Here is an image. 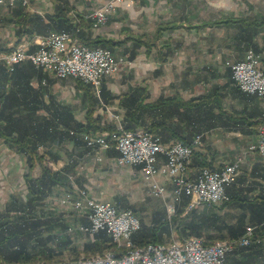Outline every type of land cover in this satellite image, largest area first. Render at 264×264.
Wrapping results in <instances>:
<instances>
[{
	"label": "crops",
	"instance_id": "crops-1",
	"mask_svg": "<svg viewBox=\"0 0 264 264\" xmlns=\"http://www.w3.org/2000/svg\"><path fill=\"white\" fill-rule=\"evenodd\" d=\"M103 1L28 0V5H22L21 1L10 4L4 0L3 4H0V45L13 49L27 44L28 50L32 51L36 49L39 37L45 34L33 32L32 34L20 35L17 16L13 14L14 9L37 13L41 17L54 15L63 10L69 11L71 15H79L86 21L84 23L86 26L84 38L87 36L91 39L98 37L118 41L112 48L113 55L115 57L124 56L129 61V63H121L116 73L105 77L103 80L110 95L118 96L135 87H144L145 91L141 90L140 93L147 95L146 100L149 101L155 100L161 94H179L184 99H188L203 96L211 92L214 87H219L220 90H217V93L225 94L222 98V109L226 112V116L239 111L244 105L249 107L244 98L235 97L232 94L225 62L243 58L244 52L252 48L248 43L236 37L237 30L233 25L219 24L203 27L200 24L204 20L232 15L264 17V0H242V10L238 9V12H236L237 9L225 13L222 11L218 13L216 10L218 14L204 18L200 13V7H197L196 12L193 11L195 13H192L190 9H183L186 8L184 4L179 7V0H138L136 2L124 0L115 4L113 10L109 12L105 24L93 28L92 23H89L91 21L88 22L86 19V15L99 7ZM214 1L222 4L226 0ZM199 3L196 2L193 8ZM166 23L172 24V26L163 31L162 37L156 41L155 47H152L150 51H145L144 47L136 48L134 57L130 58L131 60L128 59L126 49L132 47V41L126 38L128 35L141 34L148 37L154 32L158 24ZM51 32L56 31H48L46 34ZM167 42H169L168 47L165 46ZM252 42L256 44L258 51L264 52V27L259 29ZM167 49L171 52L165 57L164 52ZM4 52L8 51L0 52V54ZM22 62L25 61L19 63ZM0 63L5 66L2 60ZM172 69H174L173 72H171ZM42 72L49 77V82L43 76L40 79L32 78L31 84L35 87L48 85L47 90L56 99L68 104L77 120L83 121L88 103L85 98L83 99L82 91L73 86L71 98H68L67 95L61 97V93L65 89L61 84L68 76L56 77L43 69ZM254 106L258 110L264 111V103L259 100ZM109 110L123 113V109L118 105L117 97L109 99L104 104L101 102L97 104L95 113L101 116L102 121L105 122L106 119L107 122H113L110 119ZM214 112L217 113L218 110L214 109ZM202 133V142L196 147L197 153L201 155L196 156V158L205 157L209 167L215 169L235 159L237 154L245 151L248 144L256 138L254 130L247 128L232 129L228 127V123L223 121ZM52 149L58 153L61 151L60 155H69L72 158L71 161L77 163L76 165L79 163L82 176H80L79 182H83L82 184L88 188V190L82 188L86 196L101 201H109L118 209L122 201H127L135 207L134 203L129 201L130 198L124 188L132 187L131 184L136 181L137 177L141 178L140 169L134 165H116L112 160L117 154L113 147L106 150L104 154H99L95 150L91 149V152L84 149L82 144L73 145L68 141L58 148L57 145L56 147L53 146ZM0 155L20 154L0 142ZM95 155L99 156L95 158ZM91 160L99 162L100 165L95 168L88 167L86 164H89ZM197 162L195 159L191 161L190 172L192 175L200 168ZM101 168H110V170L108 172L101 170ZM95 171H101L100 175L97 176ZM63 173L65 174V181L67 174ZM144 183L150 193L148 184ZM74 188L78 193L79 187L74 185ZM55 190L53 193L56 192ZM228 191L233 202L218 213L226 212L230 216V222L242 213L244 226H255V231L262 238V242L260 245L249 248H235L226 254L224 264H264V157L247 152L243 157L237 179L228 188ZM47 198L42 201L38 208L43 209L42 211L46 216L50 213L48 215L59 217L65 225H68L65 230L53 229L51 231L56 235L66 236L65 238L68 240L64 246L55 249L58 255L55 253L50 260L40 261L38 264H75V257L79 254L84 255L85 243L90 242L94 237V233L81 232L77 228L78 225L88 224L89 220L84 212L72 207L71 201L73 200L67 204H60L58 199L56 202L51 201V199L46 202ZM72 198L74 199V197ZM161 199L165 200L166 203L170 201V198L167 199L166 197ZM196 209L207 211L208 207L203 204ZM209 232L214 234V231ZM55 243V241L52 242V247L56 246Z\"/></svg>",
	"mask_w": 264,
	"mask_h": 264
},
{
	"label": "trees",
	"instance_id": "trees-1",
	"mask_svg": "<svg viewBox=\"0 0 264 264\" xmlns=\"http://www.w3.org/2000/svg\"><path fill=\"white\" fill-rule=\"evenodd\" d=\"M13 14L17 16L20 35L33 32L46 35L52 30H70L75 20L69 11L64 10L44 17L37 13L24 12L22 9H14ZM77 16L82 26L78 33L80 41L86 45L105 47L112 51L118 41L98 37L91 39L87 36L84 38L86 21L81 16ZM219 24L233 25L237 30L236 37L248 43L255 52L261 53L264 57V52L258 51L256 44L252 42L259 29L264 27V17L232 15L204 20L200 25L204 27ZM171 26L172 24L169 23L158 24L148 37L141 34L128 35L126 38L132 41L131 49H126L128 59L131 60L130 58L134 57L136 48L144 47L145 51H150L157 45L156 41L162 37L163 31ZM168 45L169 42L165 43V46L168 47ZM9 50L11 48L0 45V52ZM170 52L167 49L164 52L165 57ZM226 71L232 94L235 97L244 98V101L249 104L248 108L244 105L239 111L228 116L222 109V98L225 94L217 93V90H220L219 87H214L211 92L199 97L184 99L179 94H161L155 100L149 101L146 100L147 95L140 93L141 90L145 91L144 87H135L115 96L109 94L102 82L100 97H97L90 85L71 77L75 88L82 91V97L88 103L84 120L80 121L74 117L72 108L68 104L56 99L47 90L48 85L35 87L31 84L32 78L40 79L43 76L49 82V77L42 72V68L36 67L29 61L15 64L12 69L0 63V142L22 155L27 166L22 176L26 189L25 196L12 194L4 207L0 209V264L45 262L53 258L55 253L58 255L55 249L64 246L67 242L66 236H59L51 231L65 230L68 225H65L59 217L48 215L50 213L46 216L43 209H39L38 206L53 193L57 186L65 185L63 171H67V167L75 162L55 169L47 162L49 160L51 163H56L60 159L61 151L58 153L52 149L55 145L61 146L68 141L73 145L84 144L83 132L107 131L110 134L120 132L114 122H104L101 116L95 113V108L100 102L104 104L109 99L117 97L118 105L123 109L122 131L142 128L158 135L164 144L175 141L191 144L194 135L202 133L220 121L228 123V127L232 129L254 130L264 120V111L254 106L258 98L254 94L242 92L232 81L229 67H226ZM214 109L218 112L215 113ZM116 153L118 154L117 151ZM198 155L201 154L195 149L192 159L198 161L199 167H209L205 157L198 159L196 158ZM37 166L40 172L34 174L33 171ZM197 172L194 175L190 172V175L195 176ZM227 193L228 200L205 204L208 207L207 211L186 210L189 199L184 195L175 203V211L169 217L165 206L152 207L148 221H144L142 217L139 218L140 228L131 236L133 243L143 245L148 242H162L171 230H175L180 239L194 235L200 236L206 231L209 233L208 238L239 236L244 230V215L240 213L234 221L230 222V216L226 212L218 213L233 202L228 189ZM118 207L136 211V208L127 201L120 202ZM209 231H214L213 236H211L213 232ZM255 237L259 238L258 235ZM54 241L56 246L52 247ZM255 245L260 244L252 242L244 247L249 248ZM113 247L114 244L108 233L100 230L94 233L90 242L85 243L83 252L87 255Z\"/></svg>",
	"mask_w": 264,
	"mask_h": 264
},
{
	"label": "built area",
	"instance_id": "built-area-1",
	"mask_svg": "<svg viewBox=\"0 0 264 264\" xmlns=\"http://www.w3.org/2000/svg\"><path fill=\"white\" fill-rule=\"evenodd\" d=\"M7 1L10 4L28 2ZM122 1L104 0L86 17L91 18L93 27L103 25L115 4ZM3 2L0 0V4ZM79 29L76 26L74 31L40 36L36 49L29 51L28 45L24 44L18 47L16 54L1 53L0 60L8 69L21 61H29L56 77L79 79L100 95L105 77L116 73L121 63L129 61L123 56L115 57L108 48L82 44L76 36ZM225 64L230 67L233 82L242 92L264 96L263 55L247 50L240 60L226 61ZM108 113L120 132H83L85 144L102 154L113 147L118 152L112 158L115 164L139 166L141 179L148 184L150 194L160 198L170 197L166 203L168 212L174 211L175 203L183 195L189 199L188 209L229 199L226 188L236 179L240 159L236 158L216 169L201 167L195 176H191L189 166L193 151L201 143V134L194 135L191 144L182 141L164 144L158 135L144 129L122 131V115L111 110ZM249 148L264 157V121L257 127L256 143ZM158 178L164 179L163 182ZM58 200L60 204L73 200L72 207L86 214L89 223L78 225L79 231L97 233L105 230L114 244L112 249L93 257L79 258L75 264H224L227 253L259 240L254 235V227L246 225L239 236L209 244L198 236H188L168 244L137 245L131 236L140 228V219L130 209H118L109 201L86 196L84 190H80L74 199L67 193Z\"/></svg>",
	"mask_w": 264,
	"mask_h": 264
},
{
	"label": "rangeland",
	"instance_id": "rangeland-1",
	"mask_svg": "<svg viewBox=\"0 0 264 264\" xmlns=\"http://www.w3.org/2000/svg\"><path fill=\"white\" fill-rule=\"evenodd\" d=\"M134 2H136V1H134ZM196 2L197 3L200 2V3L197 4V6H195L193 8V6L195 5ZM179 3H180L179 7H181V5L184 4L186 6V8L184 7L183 9L184 10L185 9H190V10H192L191 11L192 13H195L196 10H197V7H200V13L202 15V18H204V17H212V15L218 14L220 11L225 13V12H228V11L232 12L230 10L236 11V9H237L236 12H238V9L242 10V0H226L225 2H222V4L217 3L214 0H199V1L198 0H192V1L191 0H182V1L179 0ZM238 5H239V7H237ZM216 10H218L217 11L218 13L216 12ZM193 11H195V12H193ZM0 19H1V17H0ZM0 23H1V20H0ZM16 48H18V47H16ZM13 49H15V48H13ZM248 50H251V51L255 52L253 49H248ZM245 52H244V54H245ZM4 53H6V52H4ZM255 53H257V52H255ZM238 60H240V59L227 60V62H235V61H238ZM225 66H226V64H225ZM226 67H229V66L227 65ZM173 71H174V69L171 70V72H173ZM230 71H231V69H230ZM231 79H232V76H231ZM232 81H233V79H232ZM60 82H62V81H60ZM61 86L66 89V91L64 89V91L61 93V97H64L65 95H67L68 98H71V96H72L71 93H73L72 90H73V86H74L73 85V79L70 78V77L66 78L65 81L62 82ZM75 94H76V91H75ZM96 96L100 97V95H96ZM257 98H258V100L260 102L264 103V96L263 97H258L257 96ZM101 104H102V102H101ZM117 113L122 115V112H120V111H117ZM105 121H106V119H105ZM257 127L254 129L255 135H256L255 140L251 141L248 144V146L246 147L245 151L240 152L235 157V159L236 158L240 159L239 171H240V166H241V164L243 162V157H244V155L247 152L248 153L252 152V153H255L256 155H258L260 157H263L256 150H252V149L249 148L251 145L255 144L256 141H257ZM140 129H142V128H140ZM103 132H107V131H103ZM199 134H201V142H202L203 133H199ZM83 142H84V140H83ZM55 147H56V145H55ZM82 147H84V149H86L88 151H91V149L85 144V142H84V144H82ZM99 154H102V153H99ZM96 156H99V155H95V158H96ZM100 156H103V155H100ZM71 159L72 158L69 157V155H60V159L56 163H51L49 160H48L47 163L49 165H51L53 167V169H55L56 167H60L61 165L64 166V165H67L68 163L69 164L72 163ZM75 159L78 162V159L76 157H75ZM235 159H233L232 161H234ZM89 162H90L89 164H86L88 167H94L95 168L98 165H100L99 162H97L95 160H91ZM228 163H230V162H228ZM76 164L77 163L75 162L74 165H72L70 167H67L68 168V169H66L67 171H63V172H65L67 174V178L64 181L65 185L64 186H61V185L57 186V188L55 190L56 192H54L52 194V196H49L47 198L46 202H48L50 199H51V201H55L56 202V200L58 198L62 197L63 195H65L67 193L71 194V196L75 198L76 196H78L79 192L76 193L77 191L75 190L74 185L75 186L77 185L79 187V191L82 190V188L88 190V188L82 184L83 182H79L80 179H81L80 178L81 174H80V169L79 168L81 166L79 165V163H78V165H76ZM26 170H27V166L25 164L24 157L22 155H0V209L4 207L5 203L8 201V199L12 195V193H16L20 197H24L25 196L26 189H25L24 184L22 183L23 182L22 181V175H23L24 172H26ZM101 170H104V171L106 170V171L109 172L110 168H101ZM7 172H8V175H6ZM39 172H40V168L37 166L34 169L33 173L34 174H38ZM100 172L101 171H95L97 176L100 175ZM236 179H237V176H236ZM236 179H235V181H236ZM233 183H231L229 186H227L226 190ZM131 185H132V187L130 186V188H129L127 186L124 189L127 191L126 193L128 194V196L130 198L129 201H131L135 205L136 211L135 212L133 211V212L135 214H137L139 216V218L142 217L144 221L145 220L148 221V215H149L150 211L152 210L151 207L152 206L153 207H159L160 205L164 206V204H165V210H166V213H167L168 217L171 216L174 213L175 207H174V211L173 212H171V213L168 212L165 200L163 201V199H161L160 197H156V196L151 195L149 193L148 188H146V186H145L146 184L144 183V181L141 178L137 177L136 181L134 183H132ZM166 198L169 199L170 197L166 196ZM217 203H221V202H217ZM196 208H191V209H196ZM186 210H189L188 209V203H187V206H186ZM251 226H253V225H251ZM253 227H254V235H257V233L255 231L256 228H255V226H253ZM208 235H209V233H208V231H206V232L202 233L198 237L202 238L203 242L206 243V244L213 243V242H216V241H222V240H226V239L235 238V237H226V236L225 237L214 236V237H209L208 238L207 237ZM211 236H213V234H211ZM258 239H259L258 241H254L255 244H261L262 238L259 236ZM176 240H181V239H180V237L178 236V234L176 233L175 230H171L170 234L165 236L164 241H162V242H148V243L168 244V243H171V242L176 241ZM145 244H147V243H145ZM104 252L105 251H103V252H95V253L87 254V255L79 254L77 256L78 258L76 257L75 260L77 261L79 258L81 259V258L89 257V256L93 257V256L98 255V254L100 255L101 253H104Z\"/></svg>",
	"mask_w": 264,
	"mask_h": 264
},
{
	"label": "bare ground",
	"instance_id": "bare-ground-1",
	"mask_svg": "<svg viewBox=\"0 0 264 264\" xmlns=\"http://www.w3.org/2000/svg\"><path fill=\"white\" fill-rule=\"evenodd\" d=\"M22 3V2H21ZM22 5H28V2L27 3H25V4H22ZM74 17H75V20H74V22H73V26H72V28L70 29V30H62V31H74V29H75V27L76 26H79L80 27V29H79V31L78 32H76V36H77V38L79 39V32H80V30H81V28H82V26H81V21H79V22H77L76 20L77 19H79L78 18V16L76 15V14H74L73 15ZM86 19H88V20H90L91 21V23H92V20H91V18H87L86 17ZM80 20V19H79ZM93 27V26H92ZM99 27V26H98ZM93 28H97V27H93ZM56 32H61V31H56ZM80 40V39H79ZM81 42V41H80ZM82 43V42H81ZM37 44H38V42H37ZM82 44H84V43H82ZM38 46V45H37ZM17 51H18V48H16V49H14V50H12V51H10V52H7V54H16L17 53ZM112 52V51H111ZM113 54V53H112ZM159 179V178H158ZM159 180H161L162 182H163V180L162 179H159ZM206 204V203H205ZM204 204V205H205ZM212 204H214V203H212ZM203 205V204H202Z\"/></svg>",
	"mask_w": 264,
	"mask_h": 264
}]
</instances>
